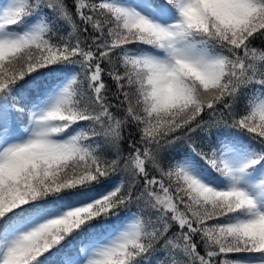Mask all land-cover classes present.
I'll use <instances>...</instances> for the list:
<instances>
[{"label":"snow or ice","instance_id":"snow-or-ice-1","mask_svg":"<svg viewBox=\"0 0 264 264\" xmlns=\"http://www.w3.org/2000/svg\"><path fill=\"white\" fill-rule=\"evenodd\" d=\"M0 264H264V0H2Z\"/></svg>","mask_w":264,"mask_h":264},{"label":"trees","instance_id":"trees-1","mask_svg":"<svg viewBox=\"0 0 264 264\" xmlns=\"http://www.w3.org/2000/svg\"><path fill=\"white\" fill-rule=\"evenodd\" d=\"M0 1H1V0H0ZM68 3L71 4V0H68ZM256 43H257V45H259V44H260V41H257ZM125 146H126V145H125Z\"/></svg>","mask_w":264,"mask_h":264},{"label":"rangeland","instance_id":"rangeland-1","mask_svg":"<svg viewBox=\"0 0 264 264\" xmlns=\"http://www.w3.org/2000/svg\"><path fill=\"white\" fill-rule=\"evenodd\" d=\"M0 2H2V0Z\"/></svg>","mask_w":264,"mask_h":264}]
</instances>
